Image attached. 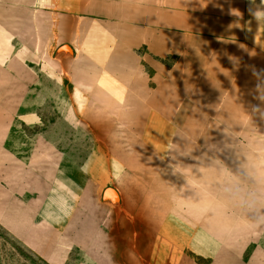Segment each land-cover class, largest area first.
<instances>
[{"label":"crops","instance_id":"0c3cea01","mask_svg":"<svg viewBox=\"0 0 264 264\" xmlns=\"http://www.w3.org/2000/svg\"><path fill=\"white\" fill-rule=\"evenodd\" d=\"M9 12L16 13L14 26H9ZM168 58L174 62L164 63ZM7 77L16 78L19 92L39 94L33 107L54 103L63 109L59 120L79 126L81 139L176 142L174 151L181 152L176 173L183 169L181 142H215L213 166L226 174L254 171L239 185L249 188L255 181L256 204L264 210V0H0V86L5 92ZM65 84L73 96L60 95ZM59 122L41 138L59 139ZM199 126L207 131L199 133ZM74 134L64 133V139ZM232 142L240 144L232 148ZM112 148L113 156L128 155V180L133 181L132 156ZM197 151L193 147L192 156ZM103 156L92 148L80 165H55L29 183V174H17L14 186H2L8 200L0 207V225L49 264H65L63 254L73 247L87 248L81 262L105 260L97 249L101 233L90 200ZM232 157L239 163L233 165ZM242 157L255 162L241 163ZM173 170L165 163L157 172ZM116 174L119 178L120 171ZM61 178L63 188L57 186ZM168 182H160L159 189L183 188L182 181ZM229 183L224 180V187ZM155 187L149 189L154 195L127 197L130 218L124 231L134 244L143 238L128 264H184L174 241L186 236L199 251L214 248L216 224L207 219L187 226L183 212L170 216L168 206L183 205L184 197L156 195ZM229 199L224 197L223 204ZM154 204L164 212L147 207ZM255 220L264 237V211ZM226 230L228 224L222 258L210 264H238L230 259ZM255 253L243 264H264V246Z\"/></svg>","mask_w":264,"mask_h":264},{"label":"rangeland","instance_id":"374dc122","mask_svg":"<svg viewBox=\"0 0 264 264\" xmlns=\"http://www.w3.org/2000/svg\"><path fill=\"white\" fill-rule=\"evenodd\" d=\"M15 15L16 13L14 12L8 13L9 26H14ZM173 62V58H168L164 61L166 64ZM4 79H6L5 83L8 82L9 91H2L0 86V207L1 204L4 206V203L8 200L2 186L9 188L14 186V179L17 174H29L27 179V183H29L34 181L33 177H37L38 173L45 172L55 165L60 164L62 166L64 162V165H68L70 162L80 165L91 149L96 148L99 153L104 155L103 158L100 157L99 159H103V162H100L103 166L100 167L97 175L94 174L90 200L98 218L94 225L98 228V232L101 233V236L97 237V249L106 259L93 263L128 264L127 257L129 254H134L136 250L142 249L143 238L137 237L138 243L134 244L135 238H129L126 234L127 232L125 233L124 231L129 224L128 218H130L127 197L139 196L141 198L145 192L148 196L154 195L152 191L150 193L149 189L155 186L158 191L152 189L156 195L184 197L183 205L168 206L170 216L172 212H183V214L188 215L184 220V224L187 226L206 223L207 219H211L213 224H216L217 234L215 233V236L212 237L214 238L212 243H214L215 249L208 247V251L206 249L199 251L192 245L190 237L176 238L177 242L174 241V243L179 246V253L176 256L182 257L184 264H210L212 261L218 262L221 260L223 255L221 248L225 242L223 240L225 224H228L229 227V231L226 230V232L231 233L230 236H228V233L226 234V244L230 248V259L233 263L243 264L256 255L255 250L264 246V237H261V233L256 229L257 221L255 217L264 210L262 205L256 204L259 193H257L258 189L254 186L255 181L247 184L249 188L239 185L241 178L242 180L245 178L251 180L255 173L248 169H244L245 171L243 172H231V174L220 172L218 168L213 166L214 156L212 150L215 142H181L179 147L182 145L184 149L182 152L183 169L176 173L175 160L177 156L181 155V152L177 153L174 151L176 142L155 140L102 142L83 139V137L81 139L78 134L80 132L79 126L64 125L59 120L63 109L56 108L54 103L33 107V97L37 100L38 93L19 92V87H15L16 78L7 77ZM2 88L4 87L2 86ZM63 88L65 92L60 95L73 96L66 84ZM57 122L61 124L57 128L59 139H42L41 135L44 134L46 136L47 130L50 127L53 128L54 123ZM197 131L202 133L207 130L205 127L199 126ZM69 132L77 134H74L71 140H65L64 133ZM67 136L69 137L70 135ZM247 143L253 142H243V144ZM238 144L240 142H232V148ZM251 145H254L252 148L257 147L256 142ZM112 146L127 150V153L132 156L129 160H133L132 163L135 164L133 166L135 175L133 181L128 180V155L126 157H118L114 154L113 156L111 154ZM193 147L199 148L195 156H192L191 153ZM57 150L70 153V155L65 156V158L57 156ZM157 153H162V155H153ZM222 159L217 158V161ZM232 159L234 160L233 165L239 163V157H232ZM241 159V163L246 161L255 162L254 157H242ZM165 163L174 168V173L157 172ZM118 170L120 171L119 178L116 174ZM67 171V175L70 177L71 173L69 172L72 171L66 169ZM65 175L63 174V179H65ZM112 176L114 183H112ZM62 178L57 183V186L61 188H63L65 183ZM171 180L173 182L182 181L183 188L168 187L167 190H164V188L159 189L160 182L164 183ZM224 180H226V183L231 181L229 184L232 186L227 185L224 187ZM145 187L148 190H144ZM224 197L230 198L227 205L223 204ZM246 197L253 200L251 204L245 203V200L250 201ZM144 207L143 205L137 206V208L141 209ZM147 207H151L153 210L154 208L155 210L159 208L164 212L161 205L154 204ZM246 211L251 216L250 220L245 218L247 215L245 214ZM212 213L215 216H211ZM224 214L228 216L227 221L224 219ZM191 218H199L200 220L192 221ZM218 229L222 232L218 233ZM129 241H131L130 245ZM167 245L170 246V244ZM86 249V247H73L64 252L65 264H92L89 257V262H81V259L86 256ZM0 264L49 263L31 252L0 225Z\"/></svg>","mask_w":264,"mask_h":264}]
</instances>
